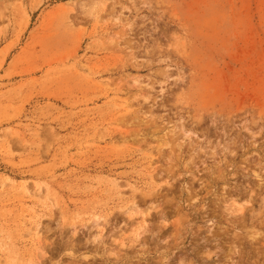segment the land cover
Returning <instances> with one entry per match:
<instances>
[{
    "label": "rangeland",
    "instance_id": "1",
    "mask_svg": "<svg viewBox=\"0 0 264 264\" xmlns=\"http://www.w3.org/2000/svg\"><path fill=\"white\" fill-rule=\"evenodd\" d=\"M0 264H264V0H0Z\"/></svg>",
    "mask_w": 264,
    "mask_h": 264
},
{
    "label": "bare ground",
    "instance_id": "2",
    "mask_svg": "<svg viewBox=\"0 0 264 264\" xmlns=\"http://www.w3.org/2000/svg\"><path fill=\"white\" fill-rule=\"evenodd\" d=\"M123 109H125L124 107H123ZM151 172V171H150ZM240 206V205H239ZM242 209V208H241ZM240 209V210H241ZM239 210V209H238ZM35 234L37 235V236H39L40 235V230H39V228L37 227V228H35ZM36 236V237H37ZM40 237V236H39ZM37 242H40V239H37ZM114 262H116V261H114Z\"/></svg>",
    "mask_w": 264,
    "mask_h": 264
}]
</instances>
